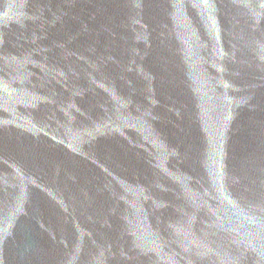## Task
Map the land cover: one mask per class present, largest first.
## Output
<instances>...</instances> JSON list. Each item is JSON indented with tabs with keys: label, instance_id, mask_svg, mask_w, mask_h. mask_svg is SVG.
<instances>
[{
	"label": "water",
	"instance_id": "water-1",
	"mask_svg": "<svg viewBox=\"0 0 264 264\" xmlns=\"http://www.w3.org/2000/svg\"><path fill=\"white\" fill-rule=\"evenodd\" d=\"M251 132L264 207V0H214Z\"/></svg>",
	"mask_w": 264,
	"mask_h": 264
}]
</instances>
